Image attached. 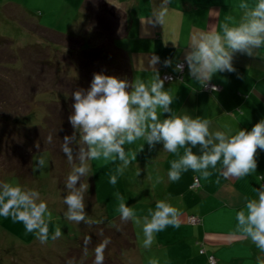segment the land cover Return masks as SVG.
<instances>
[{
    "label": "rangeland",
    "instance_id": "1",
    "mask_svg": "<svg viewBox=\"0 0 264 264\" xmlns=\"http://www.w3.org/2000/svg\"><path fill=\"white\" fill-rule=\"evenodd\" d=\"M82 2L0 0V181L38 190L52 214L47 244H41L34 233L26 232L22 222L0 217V264H67L69 260L74 264H93L95 248L106 238L110 243L104 250V264L133 262L129 230L123 227V235L109 236L113 235L112 229H117L114 219L120 215L115 193L119 192L128 205L135 187L141 185L133 171L125 170L115 185L109 183L114 168L104 172L95 168L82 178V183L94 184L98 205L93 204L90 188L85 205L88 217L99 223L76 224L64 217L65 183L72 164L61 145L63 138L74 132L68 119L73 112L72 93L88 89L95 73L120 78L122 70L130 69L116 49L128 45L118 37L134 24L129 11L130 21L125 25L123 13L116 8L104 5L103 0H87L85 8L92 33L72 34L69 32L73 31L72 15L77 18V8ZM26 9L32 11L36 20L21 12ZM36 25L50 32L33 28ZM80 39L86 40L82 46ZM49 134L51 143L47 142ZM76 140L79 141L78 132ZM71 147L75 157L79 145L74 142ZM133 150L125 146L128 158ZM40 158L45 164L34 171ZM93 161L101 162L102 157ZM89 164L91 169L92 162ZM92 177L95 183L90 180ZM56 228L61 229V236L53 241L51 235ZM86 236H91L87 255Z\"/></svg>",
    "mask_w": 264,
    "mask_h": 264
},
{
    "label": "clouds",
    "instance_id": "2",
    "mask_svg": "<svg viewBox=\"0 0 264 264\" xmlns=\"http://www.w3.org/2000/svg\"><path fill=\"white\" fill-rule=\"evenodd\" d=\"M241 8L244 11L238 22L226 17L220 25V31L209 29L192 34L184 60L190 74L202 85H207L218 71L234 72V54L239 52L252 56L257 49L264 47V0H257L252 7L241 4ZM166 11L165 8L155 17L158 23H163ZM158 61L159 57L155 55L149 60L153 75L147 81L137 79L130 83L115 76L95 73L88 89H77L72 93L73 112L68 119L74 132L71 136L66 135L61 145L68 162L72 164L63 198L67 206L64 217L68 221L76 224L100 222L90 219L86 212L85 195L89 184L81 180L89 175L88 161L101 157L111 158L113 162L116 159L121 161L115 174L109 178V183L115 185L118 176L123 175L132 163L124 145L133 144L141 138L149 146L162 142L163 150L169 153L175 154L178 148H184L183 155L170 162L167 175L171 182L179 181L181 175L189 170L199 173L204 179L213 174L209 168L217 170L225 179L245 177L256 170L257 150H264V120L256 123L250 131L231 128L211 131L210 119L200 116L193 118L186 112H173L170 108L173 96L170 90L164 89V80L155 68ZM164 63L170 66L171 60H165ZM182 69V63L175 65V71ZM158 110L171 115L161 120ZM77 132L79 141L76 140ZM51 141L52 135L49 134L47 142ZM74 142L79 145L75 157L71 147ZM197 146L199 155L193 152ZM44 164V159L40 158L34 171ZM136 175L139 176L140 171ZM156 182H160L159 177ZM256 194L255 198H246L243 207L237 211V228L264 254V186L256 189ZM115 197L119 201L116 210L120 220L124 223L131 221L142 228V247L145 249L151 248L156 233L168 226H180L181 213L167 197L157 200L155 208H149L142 217L137 216L124 202L119 192L115 193ZM0 217H11L13 222H22L26 232L34 233L41 244L48 243L52 214L38 190L0 181ZM60 236L61 229L56 228L51 239L55 241ZM90 242L91 236H86L85 255ZM109 243L110 240L106 238L96 246L93 264H104V250ZM201 251L203 253L204 250ZM67 264H74V261L69 260ZM148 264H159V261L152 258ZM257 264H264V259L257 257Z\"/></svg>",
    "mask_w": 264,
    "mask_h": 264
},
{
    "label": "crops",
    "instance_id": "3",
    "mask_svg": "<svg viewBox=\"0 0 264 264\" xmlns=\"http://www.w3.org/2000/svg\"><path fill=\"white\" fill-rule=\"evenodd\" d=\"M72 1L64 0L66 3ZM82 1V5L77 8V18L72 15L73 31H69L72 34L75 32L86 35L89 28L90 16L85 8L87 0ZM103 2L123 13L125 25L134 19V24L126 27L123 34L118 37L128 45L120 49L115 48L123 55L126 67L130 68V82L134 83L137 79L147 81L152 77L149 60L154 55L159 57L155 68L160 78L163 74L177 76L175 65L185 62L184 56L189 50L188 46L194 32L209 29L220 31V25L225 22L226 17H232L234 22H238L244 11L241 4L252 7L257 0H167V3L165 0H103ZM165 8L167 11L163 23L160 24L155 17L164 12ZM21 12L36 20L31 14L32 11L26 9ZM39 21L41 20L38 19ZM165 60H171V65L166 66ZM233 66L234 72L218 71L212 76L208 84L218 87L217 91H206L205 85L190 74L186 63L180 79L164 83V89L170 90L173 96L170 105L172 111L177 114L186 112L193 118L200 116L210 119L211 131L228 128L250 131L256 123L264 120V47L257 49L256 54L252 56L239 52L234 54ZM158 115L163 120L171 113H160L158 110ZM125 146L134 148L133 155L129 157L132 163L125 170L133 171L136 179L141 182V185L135 187L136 191L128 206L137 216L142 217L147 214L149 208H155L157 200L167 197L181 213L180 226H168L156 233L150 249L142 247L144 239L142 228L138 226L136 229L135 224H132L133 241L130 242L132 264H148V260L152 258L157 259L159 264H209V256L215 258V264H257V257L264 259V254H261L256 245L238 230L236 220V213L243 207L246 198H255L256 189L264 185V150H257L255 157L257 168L248 176L225 179L217 170L209 168L213 174L208 179L189 170L181 175L179 181L171 182L167 175L170 162L182 156L184 148H178L175 154L169 153L163 150L162 142L149 146L143 138L133 144H125L124 148ZM193 152L199 155V146L194 148ZM88 162H92L93 166L90 171L97 168L103 172L107 168L116 169L122 163L118 159L113 162L112 159L103 157L101 162L93 160ZM219 168L218 164L217 169ZM137 171H140L139 176L136 175ZM157 177L160 178L159 183L156 182ZM93 178L90 180L95 183ZM194 179L198 180L199 187L192 189ZM91 183L92 181H89V188L92 190V196L96 197L94 184ZM143 187H148V190H143ZM141 193L143 195L139 199ZM189 217L198 218L199 223L190 224ZM112 233L113 235L109 236L118 237L116 231ZM126 257L130 261L129 256Z\"/></svg>",
    "mask_w": 264,
    "mask_h": 264
},
{
    "label": "trees",
    "instance_id": "4",
    "mask_svg": "<svg viewBox=\"0 0 264 264\" xmlns=\"http://www.w3.org/2000/svg\"><path fill=\"white\" fill-rule=\"evenodd\" d=\"M104 5L109 6L107 3L104 4ZM109 7H110V6H109ZM111 13H113L112 10H111ZM33 28L39 29V31H48V32H50L49 30H46V29H44V28H42V27H40V26H38V25L34 26ZM51 33H52V32H51ZM91 33H92L91 28H88V29H87V34H86V36H87V35H90ZM55 35H56V34H55ZM61 37H63V36H61ZM65 38L72 39V38H70V37H65ZM80 40L82 41V42H81V46L84 45L85 42H86V40H83V39H80ZM120 79H125V80H128V81L130 82V78H129V70H122V72H121V76H120ZM130 83H131V82H130ZM90 193H91V195H92V190H90ZM92 199H93V204H96V199H95V197L92 196ZM115 222H116V227H117V229H115V231L117 230L118 235H121V233H123V227H125L126 229L129 230V232H130V236L132 237L130 221L127 222V223L122 222V221L120 220V215H119L118 217H116ZM111 232H113V229L111 230ZM119 232H121V233H119ZM131 237H130V239H131ZM129 244H130V246H131V243H129ZM209 257H210V256H209ZM209 257H208V258H209Z\"/></svg>",
    "mask_w": 264,
    "mask_h": 264
},
{
    "label": "built area",
    "instance_id": "5",
    "mask_svg": "<svg viewBox=\"0 0 264 264\" xmlns=\"http://www.w3.org/2000/svg\"><path fill=\"white\" fill-rule=\"evenodd\" d=\"M180 63L183 64V69H182V71H178V75L177 76H173L172 74H163L161 76V79L164 80V83H170V82H173L176 79H180L181 78L183 70L185 69L186 62H180ZM204 90H206V91H209V90L210 91H217L218 87L215 86V90H213V85L207 84V85L204 86ZM197 187H199V182H198L197 179H194L193 182H192L191 188L194 189V188H197ZM188 222L190 224L196 225V224L199 223V219L196 218V217H189L188 218ZM208 263L209 264H215V258L213 256H210L208 258Z\"/></svg>",
    "mask_w": 264,
    "mask_h": 264
}]
</instances>
